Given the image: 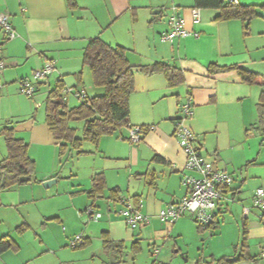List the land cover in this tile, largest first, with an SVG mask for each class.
<instances>
[{"label":"crops","instance_id":"obj_1","mask_svg":"<svg viewBox=\"0 0 264 264\" xmlns=\"http://www.w3.org/2000/svg\"><path fill=\"white\" fill-rule=\"evenodd\" d=\"M237 1L241 6L257 7L258 16L247 26L240 20L216 21L218 11L211 8H200V22L194 24V0H0V14L9 17L16 35L8 40L0 30V60L6 65L0 73L3 142L1 130L7 126L27 144L29 152L34 144H59L45 125L47 96L58 81L82 90L77 75L82 73L85 84L83 53L95 38L127 50L126 57L135 67L128 124L146 130L137 145L128 141L127 128L101 138L96 146L83 145L79 156L84 155L88 164L86 181H78L74 187L79 189L77 193L87 195V202H77L72 192L71 198L63 197L66 201L40 204L52 198L42 183L55 179L52 187L58 183L57 175L39 180L42 183L27 181L0 189V238L11 240L17 248L0 253V264H74L70 259L73 252L67 247L77 234H82L84 245L73 250L97 241L102 247L93 254L117 259L128 242L139 241L136 229L130 230L119 214L121 199L134 204L140 201L141 212L150 219L138 230L145 235L152 232L150 252L159 249L151 264H264L260 256L264 227L252 205L255 190L264 187V115L261 118L258 110L264 94V0ZM172 12L185 21L188 32H196L198 37L161 42L159 36L168 30ZM47 60L54 61L48 81L39 84L34 96H20L19 82L30 80ZM154 63L176 68L182 83L170 88L163 75L138 70ZM212 64L242 66L257 74L258 82L245 84L235 71L209 75L207 68ZM188 97L192 98L193 115L185 125L194 133L196 147L216 170L226 171L233 178L223 205L214 213L213 226H198L190 240L179 229L189 223L181 220L188 214L173 223H162L158 218L160 210L187 196L183 176H196L185 170V154L175 137L176 120ZM43 103L44 112L40 113ZM6 155L4 152L0 161ZM99 174L106 189L92 206L99 209L96 200H102L104 211L100 208L97 212L101 218L86 221L82 227L85 220L81 210L89 205L92 178ZM2 182L0 173V187ZM112 190L118 192V201L109 199ZM59 195L57 192L53 196ZM52 201L51 207L46 206ZM65 209L70 213L63 212ZM244 209L248 210L246 215ZM21 227L25 230L20 233ZM52 229L60 235L54 241ZM105 239L122 249L107 251ZM222 258L237 260L219 262Z\"/></svg>","mask_w":264,"mask_h":264},{"label":"trees","instance_id":"obj_2","mask_svg":"<svg viewBox=\"0 0 264 264\" xmlns=\"http://www.w3.org/2000/svg\"><path fill=\"white\" fill-rule=\"evenodd\" d=\"M194 2V8L217 10L218 15L215 20L219 22L240 20L247 26L251 19L258 16L257 7L255 6L233 5L222 0H194ZM246 26L245 30L247 29ZM126 52L125 48L110 46L99 38L91 40L84 50L82 65L90 72L95 94L89 96L83 90L82 73H79L77 77L78 85L82 88L81 91L85 93V99L79 100L78 106L68 107V98L62 93L65 86L61 81H58L56 86L49 92L45 102V125L53 139L59 143L61 155L72 151H75L77 155H81L83 154L82 147L84 144L96 146L101 138L112 136L129 125V97L133 92L135 67L129 63ZM138 70L147 75H163L170 88L177 87L183 81L178 70L165 63L140 66ZM231 71H235L245 84L252 85L258 82L257 74L244 69L242 66L220 67L212 64L207 68L209 75ZM258 110L262 118L264 115V94L260 98ZM73 122L83 123L81 137H77V129L70 126ZM145 133L146 130L144 135ZM1 135L4 138L7 155L0 161V173L3 179V185L0 189L7 190L23 184L19 182L22 177L28 178V181L42 183L43 181H38L34 177L35 165L33 159L28 155L27 144L15 137L14 129L11 127H3ZM105 189L103 176L101 174L95 175L92 178V189L88 193V197L93 201L101 196ZM109 195L110 200L118 201L120 199L116 190H112ZM213 224L208 228L212 227ZM24 230L25 228L21 227L18 232L21 233ZM136 244L138 245V243L133 245L136 246ZM83 245L84 240L77 248ZM103 246L112 253L122 249L121 245L108 239L104 240ZM16 249L11 240L4 237L0 238V253L8 250L15 251ZM236 260L222 258L219 262L232 263Z\"/></svg>","mask_w":264,"mask_h":264},{"label":"built area","instance_id":"obj_3","mask_svg":"<svg viewBox=\"0 0 264 264\" xmlns=\"http://www.w3.org/2000/svg\"><path fill=\"white\" fill-rule=\"evenodd\" d=\"M237 5V0L229 1ZM201 10L193 8L191 10L192 22H200ZM0 30L5 34L8 40H13L16 35L10 24L9 17L6 14H0ZM186 37H198L196 32H188L185 29V21L175 12H172L168 19V30L162 32L159 39L163 43H171L176 39ZM1 52V48H0ZM5 63L0 60V73L5 69ZM54 71V61L47 60L41 69L32 73L31 79L21 80L18 91L20 94L32 97L37 92L39 84L46 83ZM62 93L68 98L70 95L75 96L78 100L85 99V93L81 90L64 88ZM193 115L192 98L188 97L181 106V117L176 120L175 137L178 140L183 153L185 154V170L196 176L185 174L182 178V185L187 189V196L175 204H171L158 213V218L162 223H173L183 215L192 216L195 223L201 228H208L214 222L215 211L223 205L226 199V193L233 183L232 176L226 171L216 170L211 162L206 161L196 147V137L194 133L185 125V122ZM128 129V141L132 145L141 142L144 136V129L139 126L126 127ZM123 208L119 214L123 218L125 225L130 230H135L140 225L148 224L149 217L141 212L142 204H136L126 199L119 200ZM253 209L259 213V221L264 227V187L257 188L253 196ZM248 213L244 209V214ZM85 221H97L101 214L91 206L83 215ZM83 243L82 234L75 235L69 246L76 249ZM159 253L158 248L152 250V255L156 258ZM260 256L264 258V247L260 251ZM153 264H159L154 261ZM206 264V263H200Z\"/></svg>","mask_w":264,"mask_h":264},{"label":"rangeland","instance_id":"obj_4","mask_svg":"<svg viewBox=\"0 0 264 264\" xmlns=\"http://www.w3.org/2000/svg\"><path fill=\"white\" fill-rule=\"evenodd\" d=\"M84 82H85V92L91 96L95 94V88L92 86L91 83V75L90 72L85 69V74H84ZM65 88H71L73 90H77L79 88H73V87H65ZM99 92V91H97ZM20 96H23L22 94L18 93ZM25 98V96H23ZM30 98V97H26ZM13 100V99H12ZM80 103V101L73 95H70L68 97V107L72 108L74 106H77ZM3 108V107H2ZM39 106H36V109H38ZM4 109V108H3ZM44 112V103L41 104V109L40 113ZM72 126L77 129L76 135L77 137H81L82 133V128H83V123L82 122H73ZM29 149V148H28ZM6 154V149L4 147V142L0 138V158L2 157V154ZM28 155L30 158L33 159L34 165H35V172H34V177L36 180H42L45 178H50L53 175L58 176V183L53 185L50 188L43 189L46 192H49V194L52 195V198L50 199H44L42 201H39L40 204H43L45 202H48L49 200H56L57 202H63L66 201L67 199L63 197H67L68 199L72 197V192L73 197L78 198L77 202H79L81 199L83 202H87L88 198L85 193H77L76 191L79 189L77 187H74V184H76L78 181H81V183H85L86 181V174H87V161L83 156H79L76 154L75 151L72 152H65L64 154H60L59 152V144L58 145H37L34 144L31 146L30 152L28 151ZM32 156V157H31ZM55 180V179H54ZM43 186V183H42ZM44 188V187H43ZM59 193L60 195L58 197H54L55 193ZM97 199V198H96ZM55 201V202H56ZM90 203L88 206H86L84 209L81 210V215H86V210L91 207L94 204V201L89 200ZM97 205L99 206L98 208H95V211H104L103 204L101 203L102 200H96ZM54 201L46 204V206L51 207L50 205L54 204ZM93 202V203H91ZM38 201L35 202V205L38 206ZM50 204V205H49ZM33 208V207H30ZM63 212H68L70 213V209H65ZM187 217L182 218L181 220H188L189 223L185 226L179 227V229L183 230L185 233V238L190 240V238L196 236V228H198V224L193 222V219L191 218L190 215H186ZM82 227H85L86 221H83ZM165 225V224H163ZM162 226V225H161ZM166 226V225H165ZM146 228L148 226H145ZM58 235V232L54 233V229H52V236L54 241L55 236ZM152 232H148L145 234L139 233L138 228H136L135 231V236L137 239H139L138 245L136 244L133 245V242H128L126 245V248L120 251L116 257L117 259H114L113 255L107 256L106 254H100L97 255L96 252L95 254L94 251L98 249L100 251V248L102 247V243L94 241L91 243L87 248L83 249L81 248L80 250H73L69 244L70 241L68 242V247L67 249L70 250L71 257L70 259H73L74 264H151L152 261L155 259L154 256L152 255V252H150V240ZM74 237V236H73ZM72 237V238H73ZM136 247V248H135ZM73 250V251H72ZM71 264V263H69Z\"/></svg>","mask_w":264,"mask_h":264},{"label":"water","instance_id":"obj_5","mask_svg":"<svg viewBox=\"0 0 264 264\" xmlns=\"http://www.w3.org/2000/svg\"><path fill=\"white\" fill-rule=\"evenodd\" d=\"M28 181V178H26V177H22V178H20L19 179V182L20 183H26ZM54 183H56V181L55 180H48V181H45V182H43V187L44 188H49L52 184H54ZM2 184H3V182H2Z\"/></svg>","mask_w":264,"mask_h":264}]
</instances>
